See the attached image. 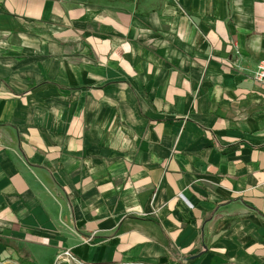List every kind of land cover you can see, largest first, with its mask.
I'll list each match as a JSON object with an SVG mask.
<instances>
[{"label": "crops", "instance_id": "1", "mask_svg": "<svg viewBox=\"0 0 264 264\" xmlns=\"http://www.w3.org/2000/svg\"><path fill=\"white\" fill-rule=\"evenodd\" d=\"M262 61L264 0H0V264H264Z\"/></svg>", "mask_w": 264, "mask_h": 264}, {"label": "built area", "instance_id": "2", "mask_svg": "<svg viewBox=\"0 0 264 264\" xmlns=\"http://www.w3.org/2000/svg\"><path fill=\"white\" fill-rule=\"evenodd\" d=\"M253 81L262 85L264 87V61H262L257 70L252 76ZM58 261H67V262H78V260L74 257V255L70 251H65L58 257ZM79 263V262H78Z\"/></svg>", "mask_w": 264, "mask_h": 264}, {"label": "trees", "instance_id": "3", "mask_svg": "<svg viewBox=\"0 0 264 264\" xmlns=\"http://www.w3.org/2000/svg\"><path fill=\"white\" fill-rule=\"evenodd\" d=\"M22 264H28V263L22 262ZM31 264H35V263H31Z\"/></svg>", "mask_w": 264, "mask_h": 264}]
</instances>
